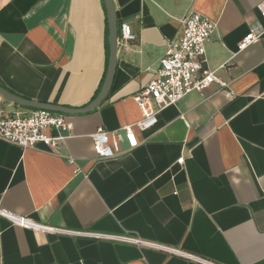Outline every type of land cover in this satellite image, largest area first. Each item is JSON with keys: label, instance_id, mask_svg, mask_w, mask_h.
Returning <instances> with one entry per match:
<instances>
[{"label": "crops", "instance_id": "0c3cea01", "mask_svg": "<svg viewBox=\"0 0 264 264\" xmlns=\"http://www.w3.org/2000/svg\"><path fill=\"white\" fill-rule=\"evenodd\" d=\"M259 1L112 0L118 33L126 22L135 39L117 42L106 98L93 111L64 113L70 128H48L65 136L57 144L22 148L0 137V209L68 232L0 216V264H202L98 233L133 235L215 264H264V34L238 49L259 20ZM188 10L215 23L204 68L234 96L215 82L190 92L163 109L156 126L136 131L137 147L98 157L91 134L141 119L133 96ZM107 33L103 0H0V85L29 100L83 107L105 77ZM15 111L29 109L0 98V112Z\"/></svg>", "mask_w": 264, "mask_h": 264}, {"label": "built area", "instance_id": "2783aa9c", "mask_svg": "<svg viewBox=\"0 0 264 264\" xmlns=\"http://www.w3.org/2000/svg\"><path fill=\"white\" fill-rule=\"evenodd\" d=\"M255 8L259 13V20L251 24L248 33L238 43V49H243L258 41L264 34V0L257 2ZM179 21L180 33L167 41L163 53L158 57L159 61L157 68L153 71V77L133 96L140 109L141 119L127 123L111 132L99 127L91 134L94 153L98 157L112 158L137 147L139 140L136 137V131L143 132L156 126L158 114L166 107L174 105L189 95L190 92L201 91L215 82L222 88L227 98L234 96V93L226 88L227 83L220 79L216 72L204 68L205 45L216 29L215 23L195 10H188ZM119 28L117 42L118 40L125 42L135 39V35L126 22L121 23ZM182 119L186 126L190 125L189 121ZM70 127L71 124L66 120L64 113L49 109L31 108L29 111H15L7 114L0 112V137L22 148L32 147L37 143L57 144L63 141L65 136L60 134L49 135L46 133L48 128L64 130ZM121 142L126 143L125 149L121 147ZM183 159V157L177 158L176 162L181 163ZM69 162L73 163V159L69 158ZM0 216L7 218L13 225H20L33 230L68 232L31 222L27 218L17 216L3 208L0 209ZM96 237L116 239L139 246H151L175 255L179 254L202 264H215L181 250L177 251L164 245L160 246L149 241H143L133 235L113 236L98 233Z\"/></svg>", "mask_w": 264, "mask_h": 264}, {"label": "water", "instance_id": "95a60500", "mask_svg": "<svg viewBox=\"0 0 264 264\" xmlns=\"http://www.w3.org/2000/svg\"><path fill=\"white\" fill-rule=\"evenodd\" d=\"M104 8L106 12L107 19V44L109 45V54H108V63L105 71V77L102 82V85L98 91V94L94 99L89 102L87 105L79 108H71L67 106H60L52 103H43L36 100L26 99L18 94H13L4 87L0 85V98L3 102H10L12 104L19 105L28 109L37 108V109H49L51 111L65 113V114H79L87 113L93 111L96 106H98L103 99L110 92V87L114 78V71L117 64L116 53H117V37H118V22L116 18V12H114V6L112 0H103Z\"/></svg>", "mask_w": 264, "mask_h": 264}, {"label": "trees", "instance_id": "16d2710c", "mask_svg": "<svg viewBox=\"0 0 264 264\" xmlns=\"http://www.w3.org/2000/svg\"><path fill=\"white\" fill-rule=\"evenodd\" d=\"M107 35H108V33H107ZM98 91H99V89H98ZM98 91H97V92H98ZM97 94H98V93H97Z\"/></svg>", "mask_w": 264, "mask_h": 264}]
</instances>
